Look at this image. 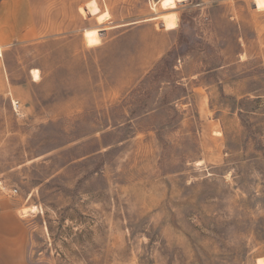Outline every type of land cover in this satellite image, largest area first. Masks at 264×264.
Masks as SVG:
<instances>
[{
  "label": "rangeland",
  "instance_id": "374dc122",
  "mask_svg": "<svg viewBox=\"0 0 264 264\" xmlns=\"http://www.w3.org/2000/svg\"><path fill=\"white\" fill-rule=\"evenodd\" d=\"M25 16L33 38L0 29V212L30 261L257 264L264 9L29 0Z\"/></svg>",
  "mask_w": 264,
  "mask_h": 264
},
{
  "label": "crops",
  "instance_id": "0c3cea01",
  "mask_svg": "<svg viewBox=\"0 0 264 264\" xmlns=\"http://www.w3.org/2000/svg\"><path fill=\"white\" fill-rule=\"evenodd\" d=\"M254 3L257 9H264V0H254ZM26 8H29V0L0 1V20L10 19L9 22L6 21L5 26L0 25V29L6 32L5 43L18 39H30L37 34L35 24L25 16ZM9 9H17V12L13 14ZM21 9L23 12L20 13ZM100 11L99 9L101 14ZM19 17L21 20H18ZM8 214L11 216H7ZM8 217L13 218L8 210L5 213L0 212V264H33L26 254V235L21 232L19 224H8L4 221Z\"/></svg>",
  "mask_w": 264,
  "mask_h": 264
},
{
  "label": "bare ground",
  "instance_id": "6f19581e",
  "mask_svg": "<svg viewBox=\"0 0 264 264\" xmlns=\"http://www.w3.org/2000/svg\"><path fill=\"white\" fill-rule=\"evenodd\" d=\"M163 18H164V22L167 25H176L177 24V21H176L175 17H171V16H168V15H164ZM163 25L165 26L164 23H163ZM98 32H99L98 29H89V30H86L85 31L86 40L90 44L96 43V42L98 43V41H99ZM33 73H34V79L35 80H37V79L40 78L39 72H38L37 69L33 70ZM257 264H264V257H259L258 260H257Z\"/></svg>",
  "mask_w": 264,
  "mask_h": 264
},
{
  "label": "built area",
  "instance_id": "2783aa9c",
  "mask_svg": "<svg viewBox=\"0 0 264 264\" xmlns=\"http://www.w3.org/2000/svg\"><path fill=\"white\" fill-rule=\"evenodd\" d=\"M18 104H19L18 102H15V103H14V106H17V107H18ZM17 107H16V108H17ZM0 186L3 187V185H2V181H1V180H0ZM11 191H12L13 193L16 192V190H11Z\"/></svg>",
  "mask_w": 264,
  "mask_h": 264
},
{
  "label": "water",
  "instance_id": "95a60500",
  "mask_svg": "<svg viewBox=\"0 0 264 264\" xmlns=\"http://www.w3.org/2000/svg\"><path fill=\"white\" fill-rule=\"evenodd\" d=\"M254 6H255V3H254Z\"/></svg>",
  "mask_w": 264,
  "mask_h": 264
}]
</instances>
